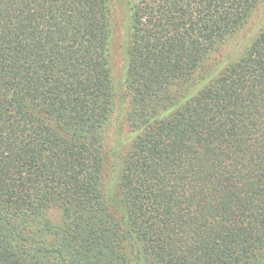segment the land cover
I'll use <instances>...</instances> for the list:
<instances>
[{
    "label": "trees",
    "instance_id": "1",
    "mask_svg": "<svg viewBox=\"0 0 264 264\" xmlns=\"http://www.w3.org/2000/svg\"><path fill=\"white\" fill-rule=\"evenodd\" d=\"M262 1L124 0L106 184L112 0H0V264H264V26L205 71Z\"/></svg>",
    "mask_w": 264,
    "mask_h": 264
},
{
    "label": "rangeland",
    "instance_id": "2",
    "mask_svg": "<svg viewBox=\"0 0 264 264\" xmlns=\"http://www.w3.org/2000/svg\"><path fill=\"white\" fill-rule=\"evenodd\" d=\"M113 8V39H112V73L117 89L116 110L106 137V161L104 183L115 181L116 171L121 164L129 146L130 126L124 116L127 103L124 94V54L126 9L124 0H112ZM264 26V0L250 16L247 23L234 35L229 37L212 55L206 64L205 71L214 75L234 60ZM119 138V139H118ZM105 184V185H106Z\"/></svg>",
    "mask_w": 264,
    "mask_h": 264
}]
</instances>
